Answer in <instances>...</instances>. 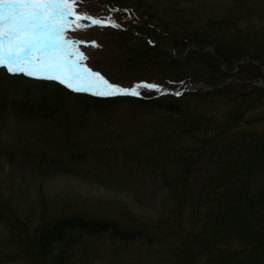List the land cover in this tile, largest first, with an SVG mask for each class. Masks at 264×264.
Instances as JSON below:
<instances>
[{"label": "rangeland", "instance_id": "obj_1", "mask_svg": "<svg viewBox=\"0 0 264 264\" xmlns=\"http://www.w3.org/2000/svg\"><path fill=\"white\" fill-rule=\"evenodd\" d=\"M108 1L68 0L73 10L61 36L67 40L66 49L88 71L129 88L139 80L162 83L168 76L223 81V73L210 58L193 57L186 62L197 42L178 40L181 46L173 55L170 42L151 34L159 51L155 56L142 54L146 41L137 32L133 37L116 36L96 26L88 34L80 33L95 18L108 21L112 14L117 18L102 5ZM113 2L143 15L160 16L172 33L182 35L180 27L185 24L169 22L179 17L189 29L206 30L235 42L264 62V0ZM78 16L84 27L76 26ZM83 41L104 46L100 50L85 47ZM197 41L213 53L210 44L202 46L208 43ZM158 56L179 62L166 66L157 61ZM247 63L248 57L240 61L244 66ZM159 69L177 72L167 74ZM261 70L264 74V67ZM242 76L253 77L250 71ZM253 81L235 87L233 94L188 95L184 104H170L167 98L168 102L149 107L131 101L98 109L87 107L81 98L66 96L55 85L0 71V264H184L189 258H194L189 264H221L220 254L239 250L241 243L220 244L213 250L215 257L203 249L212 238L204 227L209 213L195 200L205 194L201 186L213 168L202 160L190 178L180 183L182 167L177 159L199 144L207 127L234 124L235 133H264V91H255L257 96L248 94L255 86L264 88V75ZM50 109L54 114L48 113ZM257 170L251 181L253 192L264 186V164ZM183 196L188 200L183 202ZM77 217L106 221L110 226L94 233L74 231L52 245L45 239L47 247L41 248L44 229Z\"/></svg>", "mask_w": 264, "mask_h": 264}, {"label": "trees", "instance_id": "obj_2", "mask_svg": "<svg viewBox=\"0 0 264 264\" xmlns=\"http://www.w3.org/2000/svg\"><path fill=\"white\" fill-rule=\"evenodd\" d=\"M111 2H113V0H111ZM146 16L158 23L160 32L158 33L155 29L147 30H149V32L155 37L170 42L172 49L175 52H177L179 46H181V41L179 42L178 40L186 39V43L192 41L193 43L197 42L196 47L198 49L187 55L186 62L193 57H204V59L210 58L215 66H218L219 71L223 73L224 77L223 81L218 84L210 81L197 80L192 77L182 78L181 80H176L174 78V81L203 82L205 85L209 86H217L224 83L227 79H230V82L220 89L209 92L196 91L184 94L180 98L168 97L171 99L169 102L166 100L167 98L141 101L132 99L99 100L77 96L81 98V102L84 101L87 107L93 106L94 108L105 109L109 106H116L118 103L130 104L131 101H135L136 106L139 107L160 105L166 102L174 105L175 103L179 104L180 101V104H184L188 98L186 96L188 95L206 97L212 95L223 96L227 95V93L233 94L237 91L235 90V87H242L248 82V80H257L263 76L261 68L264 67V62L257 60V58L251 53H245L249 51L244 50V47L237 45L235 42H227L224 38L222 39L206 30H203L202 33L201 31L199 33L197 30H191L188 28L185 20L179 17H176L175 19L171 18V20H169L170 23L172 22L175 25H178L179 23L181 25L185 24V26L180 27L183 30L182 35L178 33L177 35L169 30L166 20L160 16ZM219 25L223 27L221 23ZM191 31L193 32L190 33ZM125 34H128L129 37L132 36L129 32L120 35ZM198 39H202L208 43L207 45L201 44L202 46L211 45L213 53L205 51L204 48L200 47L197 41ZM143 47L142 54H154L157 56L159 52L158 48L150 47L145 42ZM246 57L249 58V63H247L246 66H237L238 61ZM204 59H202V61ZM157 61H160L159 63L166 66H171L173 63L179 62L175 58L166 62L160 56H158ZM156 67L162 66L157 64ZM234 69H237L235 74H231ZM162 70L163 69H159L158 71L167 74L177 72L173 69V71ZM226 70L229 72H225ZM246 71H250L253 77L242 76V73ZM165 78L172 79L169 76ZM258 90L264 91V88L255 86L253 87L252 92L248 94L251 96L253 93L257 96L255 91ZM51 102L55 107L57 101L53 100ZM48 113L51 115L54 114L52 109L48 110ZM187 120L188 118H186V121ZM235 129L236 127L234 124H228L227 126L217 125L214 126V128L209 129V127H207L204 129L203 131L205 134L199 137V144L195 148L188 149L187 153H184L185 157L177 159V164L182 167V174L179 176L178 181L181 183V180L186 176L190 178L195 166L202 160L209 162V167L213 168V174L208 176L201 186L205 194L197 195L198 198L195 200L197 204L204 205L208 209L207 214L209 213L206 216L204 227L212 234V238L209 239L210 243L208 245L205 244L206 242L203 243L207 245L205 248L203 247V249L205 251L207 250L211 257H215L216 254L213 250L218 248L220 244H226L227 242L236 240L241 243L239 250H225L224 253L220 254L221 260H218L219 263L260 264L264 259V186L253 192L251 190V181L254 180L253 175L256 174L260 165L264 164V133L246 131L235 133ZM183 131L185 133L189 132H186L185 126L183 127ZM229 134H232L230 139L223 142L219 141L220 137L222 138ZM185 187L187 190L190 187V183H188L187 180ZM191 188L195 190L198 186H191ZM182 198L184 199L183 202L188 200V196H183ZM183 202L179 204H183ZM57 224V228H52L54 226L52 225L51 227L44 229L42 236L39 238V240H41V248L44 249L47 247V243L44 241L45 239L46 241H50L48 243L49 245H52L57 240H62V238L65 239L74 231L83 234L94 233L108 229L110 226L109 222L89 221L83 217L63 219L57 222ZM250 244L252 245V248L248 249ZM40 255H44V252H41ZM193 260L194 258H189L184 264H189Z\"/></svg>", "mask_w": 264, "mask_h": 264}, {"label": "snow or ice", "instance_id": "obj_3", "mask_svg": "<svg viewBox=\"0 0 264 264\" xmlns=\"http://www.w3.org/2000/svg\"><path fill=\"white\" fill-rule=\"evenodd\" d=\"M72 10L68 0H0V67L37 79L58 80L74 91L94 95H137L138 87H158L138 85L126 89L87 69L65 71L66 59L48 50L61 47L60 37ZM79 19L78 16L76 26L84 27ZM91 23L101 22L93 19ZM32 53L42 55L37 58Z\"/></svg>", "mask_w": 264, "mask_h": 264}]
</instances>
